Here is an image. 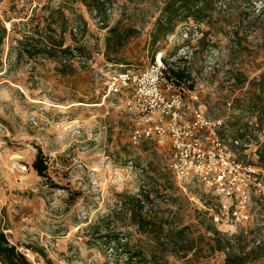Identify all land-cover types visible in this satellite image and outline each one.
<instances>
[{
	"label": "rangeland",
	"instance_id": "374dc122",
	"mask_svg": "<svg viewBox=\"0 0 264 264\" xmlns=\"http://www.w3.org/2000/svg\"><path fill=\"white\" fill-rule=\"evenodd\" d=\"M164 1L0 0V228L32 264H46L39 252L54 264H226L231 248L257 250L249 264H264V194L253 191L249 219L235 222L222 208L232 202L180 183L169 145L132 144L128 93L105 95L104 74L176 52L153 40ZM199 21L194 63L198 74L210 65L198 98L226 116L219 133L240 137L258 122L234 99L264 70V0H213ZM50 35L62 47L52 51ZM37 42L48 48L29 54ZM259 132L249 134L263 142ZM258 148L231 149L261 176ZM38 149L44 176L32 167Z\"/></svg>",
	"mask_w": 264,
	"mask_h": 264
},
{
	"label": "built area",
	"instance_id": "2783aa9c",
	"mask_svg": "<svg viewBox=\"0 0 264 264\" xmlns=\"http://www.w3.org/2000/svg\"><path fill=\"white\" fill-rule=\"evenodd\" d=\"M105 12L112 13L108 4ZM93 13L98 12L93 10ZM100 24L105 22L100 21ZM201 29L199 20L183 22L166 36L177 47L173 55L167 56L164 50H159L144 67L124 66L120 71L104 74L107 77L105 95L128 93L124 102L130 115L135 117L132 144L152 139L159 145H169L167 167L180 183L194 184L232 202L228 205L223 201V211H229L235 222L243 223L249 219L251 193L264 194V169L259 176L251 166L242 163L231 148L257 149L262 142L250 134L223 136L219 130L224 128L226 116H214L207 101L199 100L196 89L209 83L210 65L206 58L204 73L198 74L200 69L194 63L203 35ZM206 53L208 56L209 45ZM172 64L187 68L189 77L185 83L176 85L167 79L166 70ZM189 84L193 89H187ZM227 105L232 108L233 101H228ZM250 124L258 128L257 121ZM259 136L264 138V131H260ZM22 169L27 170L26 166Z\"/></svg>",
	"mask_w": 264,
	"mask_h": 264
},
{
	"label": "trees",
	"instance_id": "16d2710c",
	"mask_svg": "<svg viewBox=\"0 0 264 264\" xmlns=\"http://www.w3.org/2000/svg\"><path fill=\"white\" fill-rule=\"evenodd\" d=\"M164 3L161 16L159 17L155 28L154 42L158 41L160 36L166 37L169 33L173 32L176 27L174 23L179 18L186 20L188 17H193L194 19L199 20L212 7L213 0H165ZM124 35L125 34L120 33L118 39ZM49 41L52 43L50 47V49L53 48L51 49L52 51L57 47H62V43L58 42L52 35L49 36ZM41 45L42 44H39L38 42L34 44V46H32L34 47L33 51L31 44L25 45V48L31 55L42 54L43 49H47L48 46ZM62 53L71 55L73 52L67 47L62 50ZM166 77L167 79L172 80L176 85H180L183 82L185 83V80L189 77V73L187 68L174 66L172 64L169 65L166 70ZM239 78V75L238 78H235L237 83H240ZM250 84L251 88L249 92L245 94L242 99L235 98L234 104H238V107L243 110L257 114L258 130L264 131V70L261 71L258 76L251 79ZM187 86V89H193V85L189 84ZM253 129V126L246 123L244 130L239 136L244 137L246 134L251 133ZM257 153L259 164L264 168V141L260 144ZM32 167L40 176L45 175L47 164L42 150L38 149ZM228 243L231 245V239H229ZM227 249H229V247ZM39 253L45 257L46 264H54L52 260L46 258L43 252ZM256 259H258L257 250L245 252L235 251V249L232 250L231 248L227 251L225 262L226 264H249V262ZM0 264H32L25 252L20 250L18 245L10 241L8 234L4 232L3 228H0Z\"/></svg>",
	"mask_w": 264,
	"mask_h": 264
},
{
	"label": "bare ground",
	"instance_id": "6f19581e",
	"mask_svg": "<svg viewBox=\"0 0 264 264\" xmlns=\"http://www.w3.org/2000/svg\"><path fill=\"white\" fill-rule=\"evenodd\" d=\"M15 158H21V156H19V155H15Z\"/></svg>",
	"mask_w": 264,
	"mask_h": 264
}]
</instances>
